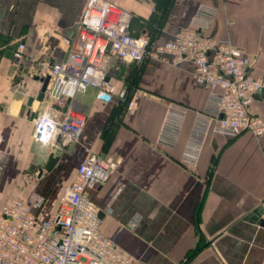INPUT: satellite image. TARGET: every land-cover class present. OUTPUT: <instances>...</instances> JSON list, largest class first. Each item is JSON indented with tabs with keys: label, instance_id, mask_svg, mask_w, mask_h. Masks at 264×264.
<instances>
[{
	"label": "crops",
	"instance_id": "1",
	"mask_svg": "<svg viewBox=\"0 0 264 264\" xmlns=\"http://www.w3.org/2000/svg\"><path fill=\"white\" fill-rule=\"evenodd\" d=\"M106 1L129 14L132 35L153 45L173 41L209 11L205 35L240 49L253 62L248 74L264 77V0ZM88 2L0 0V209L20 199L50 218L80 163L99 153L118 167L88 197L103 214L101 232L133 264H264V137L196 135L210 91L195 82L189 61L110 57L108 76L126 100L89 90L64 104L36 100L20 116L47 79L40 65L66 61ZM170 103L188 110L171 149L158 143ZM69 108L87 118L80 139L36 142L32 115L60 118ZM252 110L264 118V90ZM52 153L59 161L47 172Z\"/></svg>",
	"mask_w": 264,
	"mask_h": 264
},
{
	"label": "built area",
	"instance_id": "2",
	"mask_svg": "<svg viewBox=\"0 0 264 264\" xmlns=\"http://www.w3.org/2000/svg\"><path fill=\"white\" fill-rule=\"evenodd\" d=\"M213 15L202 11L173 41L153 45L149 38L131 34L126 11L104 0H89L76 40L67 42L71 47L66 61L43 62L39 67L40 74L49 78L45 102L64 104L89 90L105 100L115 96L126 100V92L117 91L108 76L110 57L143 62L172 55L176 62L189 61L195 82L210 91L195 132L198 137L209 132L231 139L244 133L264 137V118L252 110L264 90V77L248 74L253 62L240 49L205 35ZM24 49L20 44L17 59ZM187 112L180 104H169L159 145L174 148ZM86 122L84 114L70 108L60 118L39 112L34 139L45 145L58 137L65 143L77 142ZM117 167L114 159L92 153L80 163L57 212L48 219H39L20 199L7 202L0 209V264H133L134 259L101 232L99 208L88 197V190L107 183Z\"/></svg>",
	"mask_w": 264,
	"mask_h": 264
},
{
	"label": "water",
	"instance_id": "3",
	"mask_svg": "<svg viewBox=\"0 0 264 264\" xmlns=\"http://www.w3.org/2000/svg\"><path fill=\"white\" fill-rule=\"evenodd\" d=\"M48 83H49V78H47L43 84V88L41 90V93L40 95L38 96V98H30L28 100V102L26 104H24L21 108V111H20V116H23L26 112L27 109H31L33 103L37 100L39 102H43L45 100V91H46V88L48 86ZM38 113H34L32 115L33 118H36ZM59 161V157L56 156L54 153L50 154L49 156V159H48V162L46 164V166L44 167L43 170L47 171V172H51L53 170V168L55 167V165L57 164V162ZM99 218L102 219L103 218V214L102 212L99 213Z\"/></svg>",
	"mask_w": 264,
	"mask_h": 264
},
{
	"label": "rangeland",
	"instance_id": "4",
	"mask_svg": "<svg viewBox=\"0 0 264 264\" xmlns=\"http://www.w3.org/2000/svg\"><path fill=\"white\" fill-rule=\"evenodd\" d=\"M104 1H106V0H104ZM106 2L110 3L114 8H118V9H120V10H123L122 8H120V7L116 6V5H114L113 3L109 2V1H106Z\"/></svg>",
	"mask_w": 264,
	"mask_h": 264
}]
</instances>
